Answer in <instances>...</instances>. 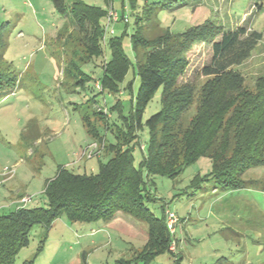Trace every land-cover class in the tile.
I'll list each match as a JSON object with an SVG mask.
<instances>
[{
    "label": "rangeland",
    "instance_id": "374dc122",
    "mask_svg": "<svg viewBox=\"0 0 264 264\" xmlns=\"http://www.w3.org/2000/svg\"><path fill=\"white\" fill-rule=\"evenodd\" d=\"M84 1L108 11L113 8L120 16L108 28L107 19L101 18L103 52L87 57L85 35L71 34L81 28L71 9L63 13L52 0H0V65L13 77L0 89V215L24 206L47 207V182L59 167L96 173L100 162L111 157L105 146L133 147L136 166L143 157L148 128L140 130L136 143L127 138V119L140 87L131 37L135 31L157 34L159 28L149 26L145 6L156 0H135V6L132 0ZM255 2L180 0L171 8L155 10L152 19L179 33L208 20L233 29L248 18L247 25L263 37L252 57L236 69L254 88L257 77L264 74V0L259 10ZM116 37L134 67L113 91L105 81L107 74L112 78L107 66L113 59L111 40ZM188 57L180 81H195L198 89L206 80L200 72L211 59V47L197 44ZM160 98L161 89L147 106L144 121L160 110ZM88 122L97 135L89 131ZM212 170V158L202 156L175 178L156 175L148 182L149 209L161 216L164 207L180 218L174 250L170 245L171 251L148 261L141 257L149 239L148 223L123 211L93 222H74L63 214L50 226L35 224L14 263L176 264L175 258L181 257V264H264V163L245 171L247 184L241 188L215 187L212 179L193 186L196 177ZM16 195L31 200L20 203Z\"/></svg>",
    "mask_w": 264,
    "mask_h": 264
},
{
    "label": "trees",
    "instance_id": "16d2710c",
    "mask_svg": "<svg viewBox=\"0 0 264 264\" xmlns=\"http://www.w3.org/2000/svg\"><path fill=\"white\" fill-rule=\"evenodd\" d=\"M52 1L63 13L73 11L81 28H75L71 34L78 31L85 35L86 57L102 53L100 20L107 17L108 10L83 0H73L71 4L68 0ZM179 1L147 2L149 26L158 27L159 31L156 35L135 31L131 37L140 87L127 119L128 142L136 143L144 127L149 134L147 146L141 147L138 142L143 151L139 165L134 164L133 147L111 144L105 146L111 153L110 159L100 162L96 173L80 174L60 166L56 176L47 182V207H20L0 215V264H15L14 258L29 243L35 224L50 226L63 214L74 222L109 220L117 211L148 223L149 239L140 252L148 261L158 253L171 251L172 243L166 226L167 209L163 207V214L156 216L147 206L152 200L148 182L153 176L175 178L187 165L208 156L213 160V170L196 177L193 186L212 179L215 187L236 189L246 186L243 174L248 168L264 163V74L257 77L251 88L236 69L252 57L262 33L247 25L248 18L233 29H224L208 20L184 32L171 33L161 28L152 15L155 10L171 8ZM262 3L263 0H256V9ZM132 4L136 5L135 0ZM200 43L210 45L211 59L201 69L200 74L206 80L197 89L195 81L181 82L180 79L189 66L188 53ZM111 47L113 59L107 70L111 71L112 78L107 74L110 82L106 79L105 83L118 91L117 82L125 79L134 64L125 53L120 37L111 40ZM12 79L11 72L0 65V89ZM160 89L161 108L144 121V112ZM196 94L198 104L194 110ZM87 125L97 135L91 123ZM100 140L103 142V138ZM181 260L176 257V264H181ZM23 264H34V261Z\"/></svg>",
    "mask_w": 264,
    "mask_h": 264
},
{
    "label": "built area",
    "instance_id": "2783aa9c",
    "mask_svg": "<svg viewBox=\"0 0 264 264\" xmlns=\"http://www.w3.org/2000/svg\"><path fill=\"white\" fill-rule=\"evenodd\" d=\"M106 19H107L106 28H108L112 22H118L120 20V16H119L117 11H115L113 8H111L108 11ZM111 32L114 33V30L112 29ZM30 200H31V197H25V198H22L21 201L23 203H26ZM179 219L180 218L178 217V215L174 211H171L169 209L166 210V226H167V229H168L170 235L172 236L171 249H173V250H174V246L176 244V232H177V228H178L177 225H178Z\"/></svg>",
    "mask_w": 264,
    "mask_h": 264
},
{
    "label": "crops",
    "instance_id": "0c3cea01",
    "mask_svg": "<svg viewBox=\"0 0 264 264\" xmlns=\"http://www.w3.org/2000/svg\"><path fill=\"white\" fill-rule=\"evenodd\" d=\"M84 1V0H83ZM246 16V15H245ZM235 28V27H234ZM22 198H25L23 195H16L15 197H14V199L15 200H17V199H19V202L20 203H23L21 200H22ZM29 202V201H28ZM28 202H26V203H24V204H27ZM25 207V206H24Z\"/></svg>",
    "mask_w": 264,
    "mask_h": 264
}]
</instances>
